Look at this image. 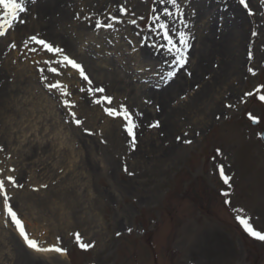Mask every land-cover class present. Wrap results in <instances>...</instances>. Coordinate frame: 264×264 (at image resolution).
<instances>
[{"label": "rangeland", "instance_id": "374dc122", "mask_svg": "<svg viewBox=\"0 0 264 264\" xmlns=\"http://www.w3.org/2000/svg\"><path fill=\"white\" fill-rule=\"evenodd\" d=\"M121 4L129 15L117 31H96L83 20L93 13L117 15ZM152 4L36 0L22 14L26 23L0 37V168L8 174L15 167L25 184L15 193L18 214L42 246L67 249L69 264H264V240L250 236L233 211L244 209L242 215L264 232V143L258 135L264 131V102L252 96L239 103L245 92L264 84V0H249L256 13L251 17L239 0H183L192 35L186 70L192 75L181 70L167 85L155 75L167 71L165 57L141 47L137 29L126 22L134 12L145 17L143 26ZM254 29L261 33L255 38ZM37 33L67 46L96 85L143 113L135 150L122 122L79 92L83 84L75 72L62 80L85 120L82 127L94 135L65 123L70 117L42 86L32 63L47 54L25 59L19 53L23 40ZM12 42L18 48L9 51ZM208 85H213L210 94L200 97ZM165 88L175 91L163 104L158 95ZM228 103L234 107H225ZM172 112L175 127L162 128ZM248 113L259 117V126L252 125ZM156 120L159 129L148 126ZM58 133L67 145L60 146ZM185 133L191 144L183 143ZM220 165L232 176L230 188L219 175ZM226 190L230 204L222 195ZM74 233L94 247L81 249ZM57 260L64 264L58 255L43 258L27 248L0 217V264Z\"/></svg>", "mask_w": 264, "mask_h": 264}, {"label": "snow or ice", "instance_id": "6c2138e0", "mask_svg": "<svg viewBox=\"0 0 264 264\" xmlns=\"http://www.w3.org/2000/svg\"><path fill=\"white\" fill-rule=\"evenodd\" d=\"M36 0H0V9H3V14L0 16V37H5L9 34V30L13 29L16 24H24L26 21L22 18V14L30 11V5H34ZM239 3L247 10L248 15L255 16L252 8L249 6V0H239ZM183 0H153L151 7V14L147 18V22L141 25L140 22L145 21L144 16H136V13H131L134 18L128 19L126 22L129 25L135 26L137 29L136 35L140 37V46L149 47L153 50L155 55H163L165 57L164 64L167 65V71L156 72L155 75L159 77L160 83L167 85L174 80L181 70L185 71V74L191 76L192 73L186 70V65L189 63L188 52L191 48V31L189 28V21L185 17V12L182 7ZM170 6V7H169ZM129 12L123 4L119 6V13L113 15L110 12L102 14L96 17L95 13L85 15L83 20L88 22L89 26H94L96 31L100 30H112L117 31L118 25L125 23L122 19L124 16H128ZM95 17V18H94ZM80 20L79 14L75 17ZM145 29L147 30L145 32ZM261 33L257 30L251 32L253 38L259 36ZM132 50L135 51V45L132 41H128ZM67 46L57 44L55 41H50L45 37H41L38 33L33 34L23 40L22 45L19 48L20 56L28 59L31 54L42 52L47 54L46 59L36 60L33 59L32 63L36 66L39 80L42 86L48 91L57 103L62 105L69 119H65V123H73L75 126L82 127L85 124L83 118H79L75 109L77 108L76 102L71 98L73 93L69 91L68 86L63 82L62 78L66 75H70L75 72L82 81L83 86L79 88V92L84 94V98L88 99L90 104L99 106L101 110L109 117L113 119H119L122 122L123 130L129 139L130 146L133 150L136 149L137 130L140 128V122L138 118L143 116V113L132 108L126 102L117 100L112 94H109L105 87L96 85L90 74L86 71V66L79 58L74 55L71 50H66ZM99 47V45H97ZM18 48L17 43L12 42L8 45L9 51L16 50ZM7 55V53H5ZM171 57V59H167ZM247 59L251 61L253 59V52L251 48L247 52ZM15 63V61H13ZM142 71L144 69H141ZM247 71L253 76L257 73L254 67H248ZM49 74L53 77L50 79ZM147 82V81H145ZM159 87V84L157 85ZM199 88V85L196 86ZM255 96L259 101L264 102V84L256 86L253 90L245 92L240 97L239 103H245L248 97ZM184 98V97H182ZM150 103V101H147ZM225 107L232 108L233 104H225ZM159 110V106H157ZM249 119L253 124L259 125L260 119L257 116L248 113ZM219 119V117H217ZM151 128H160V121L156 120L148 125ZM82 130L88 135H94L88 128L82 127ZM199 133H197L198 135ZM260 138L264 139V132L258 133ZM185 139L183 143L191 144V139H187V133L184 134ZM177 141H181V137L177 136ZM103 142V141H102ZM4 151L2 145H0V152ZM220 154V149L216 150ZM9 159L11 156L9 155ZM16 168L11 167L6 170L0 168V217H2L3 223L12 225L19 236L24 241L27 248L37 253H57L66 254L67 249L62 248L59 244H53L49 246H42L36 239L31 238L25 228L24 221L18 214V205L15 200V193L25 187L23 182H20L16 173ZM124 171L128 172V168L125 165ZM132 173H129L131 175ZM219 175L223 179L225 185L231 187L230 181L232 176L225 173L223 165L219 166ZM42 187H47L43 185ZM38 191L39 189H33ZM222 195L226 198L225 203L230 204L231 201L227 199L230 196L229 191H223ZM237 213L236 219L243 226L244 230L252 237L264 240V232L258 231L250 223V217L242 215L244 209H233ZM129 232L132 229H128ZM120 235V233H117ZM75 240L79 247L84 250H88L94 247V242L86 243L79 233H74ZM59 240V238H57Z\"/></svg>", "mask_w": 264, "mask_h": 264}, {"label": "bare ground", "instance_id": "6f19581e", "mask_svg": "<svg viewBox=\"0 0 264 264\" xmlns=\"http://www.w3.org/2000/svg\"><path fill=\"white\" fill-rule=\"evenodd\" d=\"M64 12V11H63ZM219 56L221 57V52L219 53ZM223 60V59H222ZM217 78L219 79L220 78V75H217V76H215V78H214V81H216L217 80ZM214 85V84H213ZM213 85H210V87H209V85L207 86V89L204 91V92H202L201 94H200V97H202V98H204L205 96H208V94H210V91H211V89H212V86ZM171 87V86H170ZM169 87V88H170ZM169 88H165V89H163L162 90V92H160L159 93V95H158V99L160 100V102H162L163 104L167 101V99L169 98V96H170V93H171V90H173V89H169ZM173 91H175V90H173ZM165 113H166V111H165ZM173 115V116H172ZM174 118V113L172 112V114L170 113V114H166V119H165V121H164V123H163V126H162V128L164 127H166L167 125H168V127L170 128V127H175V125L174 124H172V120L171 119H173ZM170 121H171V123H170ZM169 123H170V125H169ZM172 130V129H171ZM57 136H62L63 137V139L61 140V141H59V143H60V146H62V145H67L68 143L65 141V139H64V135L62 134V133H58L57 134ZM43 144V143H42ZM173 147H174V145H173ZM63 217V216H62ZM61 219H63V218H61ZM60 219V220H61ZM38 256H40V257H43V258H55V255H58L59 256V260L61 259L63 262H64V264H69L68 263V258H67V255L66 254H57V253H37V252H35ZM57 262H59L58 260L57 261H54L53 263L54 264H57Z\"/></svg>", "mask_w": 264, "mask_h": 264}]
</instances>
